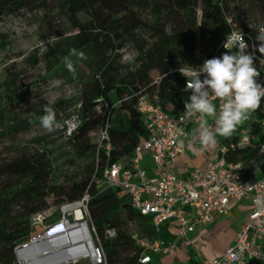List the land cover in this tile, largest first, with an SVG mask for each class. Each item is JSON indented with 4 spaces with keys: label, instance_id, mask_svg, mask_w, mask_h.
Returning <instances> with one entry per match:
<instances>
[{
    "label": "trees",
    "instance_id": "trees-1",
    "mask_svg": "<svg viewBox=\"0 0 264 264\" xmlns=\"http://www.w3.org/2000/svg\"><path fill=\"white\" fill-rule=\"evenodd\" d=\"M231 2L240 5L254 20L249 31L256 37L257 29L264 27V0H200V20L195 12L198 0H0V19L41 13L39 27L51 38V46L44 54L47 75L68 76L79 86L72 99L49 106L54 108L56 118L60 110L66 113L62 130L68 119L77 117L79 124L67 141L75 159L88 161L79 177L59 183L52 152L46 148L0 159V264H16L14 250L34 237L32 216L52 206L81 202L86 195L90 227L100 242L106 264H140V248L123 228L122 219L137 221L140 236L172 239L168 225L156 232L150 217L140 216L132 209L124 191L107 188L98 192L96 179L101 177L106 165L131 160L138 143L148 136L144 117L134 108L136 94H156L165 112L171 116L180 113L191 93L184 90L182 77L164 75L178 65L189 63L197 51L196 42L203 61L213 57L221 40L229 34L224 15L233 14ZM145 12L154 16V23L143 21ZM166 23L172 24L170 33L165 31ZM140 31L149 34L151 44L139 36ZM4 39L0 34V50L5 49ZM129 47L136 48L137 56L132 63H121V52ZM73 51H82L88 58L79 59L72 55ZM225 52L219 50L216 57ZM38 53L37 50L35 56ZM66 56L74 65L77 61L84 67L75 65V78L65 66ZM158 78H161L159 82ZM11 85L9 95L0 102V122L11 114L12 124L0 136L16 135L40 125L39 118L48 105L41 94L32 95L15 79ZM72 106L75 109L67 113ZM255 112L258 122L247 123L225 140L227 145L247 135L248 145L229 150L226 159L242 162L244 177L255 174L254 179H264V156L258 152L264 133L261 111ZM97 130H106L109 136L108 155L91 142L90 134ZM110 230L114 232L111 237L107 235ZM153 259L152 255L148 264H154ZM186 264L198 263L189 256Z\"/></svg>",
    "mask_w": 264,
    "mask_h": 264
},
{
    "label": "built area",
    "instance_id": "built-area-1",
    "mask_svg": "<svg viewBox=\"0 0 264 264\" xmlns=\"http://www.w3.org/2000/svg\"><path fill=\"white\" fill-rule=\"evenodd\" d=\"M224 21L229 27V34L243 33L244 41L249 45L248 51L254 54V63L260 73L256 78L257 82L264 85V61L260 62L264 56L258 51L259 43L255 36L249 31L251 25L240 23L235 14H225ZM261 28L264 27H259L257 32ZM226 37L217 46L213 57H216L219 50H226L223 47ZM203 62L197 50L189 63L176 66L164 77L172 78L174 75L182 77L184 90L190 92L186 89L187 80L191 79L189 67L198 68ZM181 68L188 77L180 72ZM160 80L161 78H158L156 81ZM134 97V108L144 117L148 136L138 143L132 159L127 163L106 165L101 177L96 179V184L104 183L107 188H119L124 191L132 209L140 216L150 217L151 225L156 232H159L161 226L168 225L172 234L169 241L140 236L137 232L130 234L141 251L138 262L148 264L152 255L163 256L175 251L177 245L186 241L188 234L195 228L208 225L213 215H224L232 202L243 200L250 208L247 220L235 234L233 243L215 258L212 264H264V244L261 242L264 240V207L256 204L257 198H264V179H254L255 174L251 178L244 177L243 163L230 162L226 159L229 150L247 146L249 137L243 136L238 142L229 141L219 149L216 159L209 166L195 167L188 172L187 177L181 178L166 169V164L187 153V140L181 145L179 141L184 138L180 137L179 133L181 131L188 133L189 126L199 125V117L183 118L185 103L179 114L169 115L161 108L156 94L150 96L139 92ZM128 99L130 97H125V100ZM213 102L218 108L219 100L214 98ZM258 109L261 111L262 125L264 98ZM209 119L211 118H208V121ZM211 121L213 122L212 119ZM78 124L76 116L65 122L67 136L76 130ZM99 135L98 147H102L108 155L111 150L109 136L106 130H100ZM258 152L264 156V140L258 143ZM147 155L153 163L151 173L142 165ZM87 200L86 195L81 202ZM107 235L111 237L114 232L107 231ZM91 254V264H106L102 248L101 251L99 248L93 249Z\"/></svg>",
    "mask_w": 264,
    "mask_h": 264
},
{
    "label": "rangeland",
    "instance_id": "rangeland-1",
    "mask_svg": "<svg viewBox=\"0 0 264 264\" xmlns=\"http://www.w3.org/2000/svg\"><path fill=\"white\" fill-rule=\"evenodd\" d=\"M230 7L234 11L233 14L237 16L240 23H248L249 25H252L254 20L240 5L235 2H231ZM195 12L197 19L200 20V0H198ZM242 17L244 18L242 19ZM40 18L41 13H37L35 16L27 13H21L16 16L0 19V34L5 37L4 40L6 41L5 49L0 50L1 103L4 102L6 97L9 95L10 88L12 87V80L14 79L19 85L28 88L32 95L41 94L42 98L48 105H53L54 103L62 100H70L78 93L79 86L71 82L68 76L60 75L59 77H49V75H47L48 65L44 59V54L51 46V38L47 37L44 31L39 27ZM142 19L146 24H152L155 21L154 16L151 15L150 12H145ZM164 28L166 32L170 33L172 24L166 23ZM139 36L148 44H151L153 41L149 34L144 31H140ZM37 50L39 53L35 56ZM195 50H199L198 42L195 43ZM136 56V48H126L121 52L120 62L132 63ZM35 58L36 62L34 63ZM75 65L78 68L84 69V67L77 61L75 62ZM34 104L35 100H32V105ZM74 109L75 107L72 106L67 113L73 111ZM60 111L61 112L58 114L59 117L56 118V126L53 131H48L42 128L41 125H36L26 132H21L12 136H0V159H9L20 152L32 151L36 148H46L52 152L51 160L53 166L55 167V178L59 183L63 181H71L76 177H79L81 172L85 170L88 165V161H78L75 159L67 141L66 130H62V123L65 120L64 118L66 113L63 112V110ZM21 117L24 118L25 116L22 115ZM12 118L13 116L9 114L7 120L0 122V135L4 133L6 128L12 124ZM258 121L256 112H253L250 114L248 120L238 126L237 130L244 127L247 123H255ZM213 124L214 123L212 121H209V125ZM261 127L262 133H264V123H262ZM243 131L244 129L241 132ZM99 132L100 130H97L90 134L91 142L97 145L100 141ZM236 135H240V132H237ZM226 139L229 138L218 136L216 145L202 152L205 158H215V156L219 153V149L225 146ZM189 155L192 156L190 153ZM142 165L145 170H153V163L148 155L143 160ZM106 189V184H96V190L98 192ZM83 203L82 212L84 219L79 223V227H75L70 231L71 234H78L80 237L78 241L74 242L75 244L73 243L74 246L72 245L66 249L71 254L80 253L81 248H89L91 249V253L95 248H99L101 251L100 242L96 239L90 227L86 202L84 201ZM234 205L236 204H230L228 210ZM64 206L66 205L52 206L49 209L32 216L31 221L32 225L36 228V233L29 243L33 242L35 239L41 237L47 232H50L48 244L59 246L63 243V235L57 232H55V234L52 229L64 218V215H62V208ZM228 212L230 213L229 217H232V222H230L231 218L228 219V216H219V218L214 221V225L212 224V227L208 232H206V235H200V232L188 234L185 239V248L179 247L177 250L164 256L153 255V263L186 264L188 258L186 254L187 252H189V256L193 258L196 257L193 253L194 246L200 250V258L204 262H208L212 258L220 256L230 245L234 236V230L240 220V217H237L235 210L232 211L231 208ZM66 218L71 225L74 224V215L69 214ZM121 223L123 228L130 233L137 232L138 230L137 221H127L122 219ZM29 243L25 244V246L24 244L18 246L14 250L16 264H21L18 258L19 249L21 247H26ZM191 243H196V245L192 246ZM72 261L73 260L61 264H91L90 258L79 259L77 262Z\"/></svg>",
    "mask_w": 264,
    "mask_h": 264
},
{
    "label": "clouds",
    "instance_id": "clouds-1",
    "mask_svg": "<svg viewBox=\"0 0 264 264\" xmlns=\"http://www.w3.org/2000/svg\"><path fill=\"white\" fill-rule=\"evenodd\" d=\"M255 40L259 42L258 51L264 56V28L259 29ZM223 47L226 52L222 56L205 59L198 68L189 67L191 79L188 78L186 89L190 90L191 95L182 116L185 119L198 116L200 123L190 134L181 131L179 135L184 139H180L179 143L183 145L187 140L189 147L198 143L201 152L215 146L218 136L230 138L238 126L260 107L264 98V85L256 79L260 73L254 63L255 56L249 53L243 33L228 34ZM72 55L82 60L88 58L82 51H73ZM64 63L75 78L73 60L66 56ZM180 72L185 75L182 68ZM214 98L220 102L218 108L213 102ZM43 112L39 118L41 127L53 131L56 126L54 108L45 105ZM208 118L213 120V125H209ZM256 204L264 207V198H257Z\"/></svg>",
    "mask_w": 264,
    "mask_h": 264
},
{
    "label": "bare ground",
    "instance_id": "bare-ground-1",
    "mask_svg": "<svg viewBox=\"0 0 264 264\" xmlns=\"http://www.w3.org/2000/svg\"><path fill=\"white\" fill-rule=\"evenodd\" d=\"M83 204V202H77L62 208V215H64V218L52 229L54 233L57 232L63 235V243L61 245L56 246L48 244L50 232H47L29 243L26 247H21L19 249L18 258L21 264H61L71 260H73L72 262H77L79 259L91 258L92 254L89 248H81V252L78 254H71L66 250L68 247H71L75 241L80 239L78 234H71L70 231L75 227H79V223L84 219L82 212ZM69 214L74 215L73 225H71L66 218Z\"/></svg>",
    "mask_w": 264,
    "mask_h": 264
},
{
    "label": "crops",
    "instance_id": "crops-1",
    "mask_svg": "<svg viewBox=\"0 0 264 264\" xmlns=\"http://www.w3.org/2000/svg\"><path fill=\"white\" fill-rule=\"evenodd\" d=\"M209 121L211 122V119H209ZM209 121H208V123H209ZM198 126L199 125H197V126H189L188 130H187L188 134H190L193 130L198 128ZM195 144L192 147H189L188 141H186L187 153L185 155H181V156L177 157L176 159H174V160H172L170 162H167L166 169H168L169 171L174 172L177 176H179L181 178H185V177L188 176V172L191 169H193L195 167L205 168V167L209 166L216 159V156H215V158H212V159L205 158V156L202 154V152L198 150L199 149L198 147H200L199 144L198 143H195ZM189 153L192 154V156H190ZM145 157H144V159H145ZM147 171H148V173L152 172L151 169H147ZM232 203L236 204L234 206H231L232 211L235 210V213H236L237 217L238 218L240 217L239 218L240 220L237 223V226H236V228L234 230L235 231L234 232V236H235V234L243 227L244 223L246 222L248 214L250 212V208H249V204L246 201H243V200H238V201H235V202H232ZM228 211H227V215H226V213L224 214L226 217L227 216L229 217V215H230V213ZM219 216H222V215H213V219L208 225H206L204 227H197V228H195V230L193 232H200V235H203V236L206 235V232L209 231V229L212 227V224L214 225V221L217 218H219ZM228 219H230V222H232V217L231 216ZM234 236L232 238V241H231L230 245L233 243ZM261 242H262V244H264V240H261ZM194 245H196V243L192 244V246H194ZM185 246H186V241L181 242V243H179L177 245V248L175 250H177L179 247L185 248ZM193 250H194L193 253L196 256L194 259L196 260V262L198 264H212V261L215 258H217V257H214L210 261L204 262L200 258V250L197 249L195 246L193 247ZM186 254H187V257H188L187 258V261H188L189 260V252H187Z\"/></svg>",
    "mask_w": 264,
    "mask_h": 264
},
{
    "label": "water",
    "instance_id": "water-1",
    "mask_svg": "<svg viewBox=\"0 0 264 264\" xmlns=\"http://www.w3.org/2000/svg\"><path fill=\"white\" fill-rule=\"evenodd\" d=\"M31 243V242H30ZM24 246H25V244H24Z\"/></svg>",
    "mask_w": 264,
    "mask_h": 264
}]
</instances>
